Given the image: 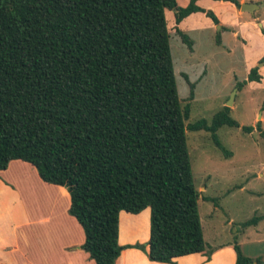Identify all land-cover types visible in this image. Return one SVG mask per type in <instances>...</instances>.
Instances as JSON below:
<instances>
[{
	"label": "trees",
	"instance_id": "trees-1",
	"mask_svg": "<svg viewBox=\"0 0 264 264\" xmlns=\"http://www.w3.org/2000/svg\"><path fill=\"white\" fill-rule=\"evenodd\" d=\"M197 1L0 0V171L21 160L44 183L63 187L95 264H115L128 247L118 244L120 212L147 208L148 249L129 247L163 264L211 255L186 132L209 133L229 156L216 132L239 124L223 107L209 123L185 125L190 109L179 100L165 14L176 10L175 33L190 47L177 27L184 18L204 13L219 23ZM247 81H261L257 66ZM233 249L235 264L253 263Z\"/></svg>",
	"mask_w": 264,
	"mask_h": 264
},
{
	"label": "rangeland",
	"instance_id": "rangeland-1",
	"mask_svg": "<svg viewBox=\"0 0 264 264\" xmlns=\"http://www.w3.org/2000/svg\"><path fill=\"white\" fill-rule=\"evenodd\" d=\"M250 1L246 4H255L259 9L253 10L254 13L241 11L244 12L240 15L241 22H253L255 18L263 21L264 0ZM174 12L166 11L165 17L179 100L182 107L189 105L190 109L185 125L202 119L211 122L213 115L227 106L231 94L235 92L228 107L230 117L239 124V128L222 126L216 132L229 156L215 146L209 133L203 130L186 132L193 183L199 195L197 206L203 238L205 244L215 248L244 245V254L252 257L263 250L258 251L261 244L257 240L264 242V139L260 135L261 131L264 132V81L248 82L247 67L254 62L253 57L264 49L258 41L254 42L252 49H246L245 42L237 34L233 35L229 27L222 28L220 23L212 27L204 13L202 17L210 21L208 24L199 16L196 19L201 23L185 31L191 42L189 47L175 33ZM237 27L234 29L236 32ZM258 64L255 66L258 67ZM262 67L263 63L258 70ZM242 127H249L251 131L245 132ZM33 178L30 171L25 175L21 186L25 199L29 186L33 182L36 185ZM64 193L61 192L59 198L68 197L65 190ZM35 194L42 198L49 196L46 190L41 189H37ZM35 199V205L31 201L28 203L30 208L32 205L43 206L39 198ZM47 203L44 205L52 206V211L56 210V204ZM29 216L32 222L41 219V215ZM47 218L50 220V215ZM253 218L258 219L256 224L244 226ZM49 225L50 222L48 225L33 223L30 226L42 229ZM48 242L46 240L45 244Z\"/></svg>",
	"mask_w": 264,
	"mask_h": 264
},
{
	"label": "crops",
	"instance_id": "crops-1",
	"mask_svg": "<svg viewBox=\"0 0 264 264\" xmlns=\"http://www.w3.org/2000/svg\"><path fill=\"white\" fill-rule=\"evenodd\" d=\"M176 2L177 5L184 7L188 4V1L186 3H179L176 0ZM237 2L240 6L251 3L250 0L249 2L247 0H237ZM196 4L204 10L213 11L222 28L225 26L229 27L233 35L237 34L245 42L246 49H252L254 42L257 41L261 43L264 49V20L261 21L255 18L253 22H241L240 15L244 12H241L240 8L237 9L231 2L198 0ZM257 9H259V6ZM203 15L202 13H193L184 18L177 27L185 33V31H189V29L194 28L198 23H201L196 18ZM202 18L205 24L211 21L206 19L207 17ZM211 26L216 27L218 25H214L211 21ZM236 27L238 31L240 30V33L234 30ZM263 56L264 50H262L261 54L253 57L254 62L248 65L247 70L254 67ZM258 73L261 76V81H264V67L259 68ZM29 171L34 175L33 180L36 182V185L33 182L29 186L30 191H28L27 199H25L21 194V186H23L25 175ZM36 188L42 191L46 190L49 196H44L46 199L37 196L35 194ZM64 190L63 187L41 181L36 170L21 160L10 161L7 168L0 171V264H95L82 249L84 233L77 221L68 212L70 197L67 191L65 190L68 195V197L66 196L67 198L65 196L59 198L61 192L64 193ZM34 195L39 198V203L41 202L43 206L33 207L36 204V197ZM30 201L31 204L33 202L31 208L30 204H28ZM43 202L56 204V210L52 211V206H49V208L48 203L44 205ZM32 213H34L35 217L40 216L41 219H38L37 222H32L29 216V214L32 216ZM47 215H50V220H48ZM149 219L150 210L148 208L136 215L124 211L120 212L118 244L128 247L121 251L115 264H163L149 261L145 252L129 247L138 244L144 246L147 251L150 227ZM49 222L50 225L47 228L33 229L30 226L33 223L36 225H48ZM46 240L49 241L47 244H45ZM257 242L261 244L258 251L263 248L260 254L252 257L247 256V254L244 255L253 260L252 264H259L257 260L260 261V264H264V242L260 240H257ZM206 245L207 249H211L212 251L208 259L205 253H197L177 257L173 259V263L235 264L234 244L218 248ZM239 246L242 252L245 253L243 249L244 245Z\"/></svg>",
	"mask_w": 264,
	"mask_h": 264
},
{
	"label": "water",
	"instance_id": "water-1",
	"mask_svg": "<svg viewBox=\"0 0 264 264\" xmlns=\"http://www.w3.org/2000/svg\"><path fill=\"white\" fill-rule=\"evenodd\" d=\"M257 5H255V4H242L241 6H240V10L241 11H246V12H249V13H252L253 12V10H255V9H257ZM172 11H176L175 9H173ZM260 65H261V63L260 64H258V67H260ZM234 94H235V92H233L232 94H231V97H230V100L227 102V106L226 107H228L229 106V104H230V102L232 103V100H233V97H234ZM229 108V107H228Z\"/></svg>",
	"mask_w": 264,
	"mask_h": 264
}]
</instances>
